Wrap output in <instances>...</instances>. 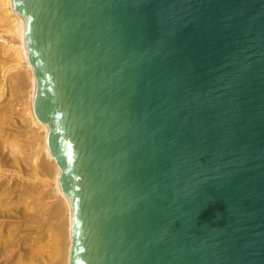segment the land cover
<instances>
[{"label": "water", "instance_id": "95a60500", "mask_svg": "<svg viewBox=\"0 0 264 264\" xmlns=\"http://www.w3.org/2000/svg\"><path fill=\"white\" fill-rule=\"evenodd\" d=\"M16 8L69 264H264V0Z\"/></svg>", "mask_w": 264, "mask_h": 264}, {"label": "bare ground", "instance_id": "6f19581e", "mask_svg": "<svg viewBox=\"0 0 264 264\" xmlns=\"http://www.w3.org/2000/svg\"><path fill=\"white\" fill-rule=\"evenodd\" d=\"M0 27L12 39L11 44L0 46V58L6 55L8 64L0 61V224L7 228L20 222L26 228L35 221L55 220L48 225L52 239L44 245L39 238H2L0 234V264H69L71 203L62 190V170L49 145L50 128L36 110V71L27 46L26 20L16 0H0ZM6 86L7 104L1 102ZM8 146L10 153L5 152ZM46 186L50 188L45 192ZM52 198L57 200L51 205L50 218L44 210Z\"/></svg>", "mask_w": 264, "mask_h": 264}, {"label": "rangeland", "instance_id": "374dc122", "mask_svg": "<svg viewBox=\"0 0 264 264\" xmlns=\"http://www.w3.org/2000/svg\"><path fill=\"white\" fill-rule=\"evenodd\" d=\"M0 30H1V27H0ZM10 42H12V39L10 38V36L8 35V33H6V32H2V30L0 31V46L2 45L3 46V48L5 47V45H8V44H11ZM4 56V57H3ZM1 58H0V61H2V65H5V66H7L8 67V64H6L5 63V61L7 62V57H6V55H3ZM6 57V58H5ZM6 59V60H5ZM5 90H6V92H5V95L3 96V98L1 99V102H3L4 101V103L5 104H7L8 103V99H7V94H8V92H9V89H8V86H6V88H5ZM10 102V101H9ZM5 104H3V105H5ZM10 104V103H9ZM10 148H11V146H8L5 150V152H9L10 153ZM11 158V157H10ZM39 178L40 179H38L39 181H41L42 180V177L41 176H39ZM49 188L50 187H48L47 188V186L45 187V192H46V190L48 189L49 190ZM44 189V188H43ZM48 193V192H47ZM57 200V198H52V199H47V202H48V206H47V208L48 209H46V210H44V211H46L47 212V214H49V215H47V217L48 216H50V218L52 217V213H50V212H52L53 211V209H52V203L55 201L56 202V200ZM50 203V204H49ZM36 207H39V206H36ZM52 209V210H51ZM46 216H43V219L44 218H47ZM48 219V218H47ZM45 222H43L42 223V221H35V223H32V225L33 226H26V228L24 227L25 225L24 224H22V223H20V222H16V223H12L11 224V226L10 227H7V228H4V226H2L1 224H0V234L3 236L2 238H13L14 237V235H15V238H39L40 239V245H42L43 243L44 244H46V243H50V241H51V239H52V234H51V231H52V229H50V228H52L51 226H48V225H50L51 224V222L52 223H54V221L55 220H53V219H51V220H44ZM39 222V223H38ZM42 223V224H41ZM40 224V225H39ZM19 225V226H18ZM24 225V226H23ZM52 225V224H51ZM13 227V228H12ZM10 232V233H9ZM25 232V233H24ZM32 232V233H31ZM11 236H10V235ZM20 234V235H19ZM22 234V235H21ZM28 236H27V235ZM32 234H33V236H32ZM24 236V237H23ZM27 236V237H26ZM43 244V245H44Z\"/></svg>", "mask_w": 264, "mask_h": 264}]
</instances>
